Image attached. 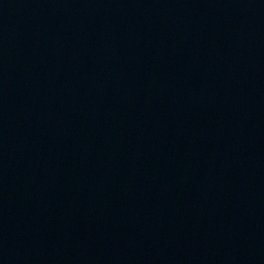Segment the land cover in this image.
Segmentation results:
<instances>
[{"label": "water", "instance_id": "95a60500", "mask_svg": "<svg viewBox=\"0 0 264 264\" xmlns=\"http://www.w3.org/2000/svg\"><path fill=\"white\" fill-rule=\"evenodd\" d=\"M0 264H264V0H0Z\"/></svg>", "mask_w": 264, "mask_h": 264}]
</instances>
